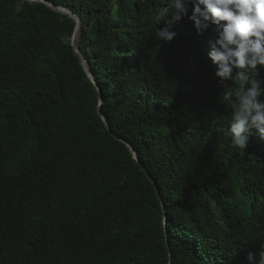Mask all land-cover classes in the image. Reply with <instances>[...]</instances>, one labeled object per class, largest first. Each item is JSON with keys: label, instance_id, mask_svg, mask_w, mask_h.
<instances>
[{"label": "trees", "instance_id": "trees-1", "mask_svg": "<svg viewBox=\"0 0 264 264\" xmlns=\"http://www.w3.org/2000/svg\"><path fill=\"white\" fill-rule=\"evenodd\" d=\"M47 1L80 19L100 111L138 162L96 113L68 41L73 21L0 0V264L258 260L264 142L253 137L244 154L230 146L210 33L185 18L176 39L157 40L166 0Z\"/></svg>", "mask_w": 264, "mask_h": 264}, {"label": "clouds", "instance_id": "clouds-1", "mask_svg": "<svg viewBox=\"0 0 264 264\" xmlns=\"http://www.w3.org/2000/svg\"><path fill=\"white\" fill-rule=\"evenodd\" d=\"M187 18L197 35L209 32L207 59L222 102L231 106L230 146L244 154L255 137L264 142V0H166L156 12L154 35L165 44ZM229 82L233 87H229ZM248 251V264H264V252Z\"/></svg>", "mask_w": 264, "mask_h": 264}, {"label": "water", "instance_id": "water-1", "mask_svg": "<svg viewBox=\"0 0 264 264\" xmlns=\"http://www.w3.org/2000/svg\"><path fill=\"white\" fill-rule=\"evenodd\" d=\"M25 2H29V3H40L45 5L46 7H48L49 9L53 10L56 13H59L61 15H64L66 17H68L69 19H71L74 23V27H73V31L71 36L69 37L68 41L69 44L72 48L73 53L75 54V56L78 59V62L82 68V71L84 72L86 78L89 80V82L93 85V87L95 88V90L97 91V107H96V113L97 115L100 117L101 121L103 122L106 130L108 131V133L115 138L117 141H119L120 143H122L129 151L132 159L136 162H138V158L136 156V152L133 150L132 146L125 140L120 139L119 137H116L115 135H113V133L110 131L108 125H107V121L105 119V117L103 116V114L100 111V106L102 103V96H101V92L100 89L98 88V86L96 85L94 78H93V74L89 68L88 62L86 61V59L84 58L82 52L80 51L79 47H78V37H79V33L82 27V23L80 21V19L73 14L70 10H68L67 8H65L64 6H56L54 5L52 2L47 1V0H22ZM148 178L151 182V184H153L154 188L157 191V187L155 185V183L153 182L152 178L148 175ZM163 208V207H162ZM168 246V245H167ZM168 254H170V252H168ZM169 264V263H168Z\"/></svg>", "mask_w": 264, "mask_h": 264}]
</instances>
